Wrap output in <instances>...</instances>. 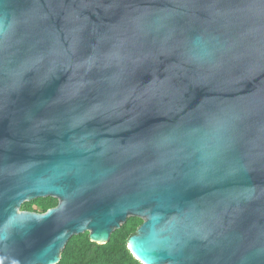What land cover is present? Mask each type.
Here are the masks:
<instances>
[{
  "label": "water",
  "instance_id": "obj_1",
  "mask_svg": "<svg viewBox=\"0 0 264 264\" xmlns=\"http://www.w3.org/2000/svg\"><path fill=\"white\" fill-rule=\"evenodd\" d=\"M131 216L142 264H264V0H0V264Z\"/></svg>",
  "mask_w": 264,
  "mask_h": 264
},
{
  "label": "trees",
  "instance_id": "obj_2",
  "mask_svg": "<svg viewBox=\"0 0 264 264\" xmlns=\"http://www.w3.org/2000/svg\"><path fill=\"white\" fill-rule=\"evenodd\" d=\"M58 205V199L46 198L25 204L23 208L28 212H37V208H40L46 213ZM137 231V221L132 220L115 231L110 242L105 245L93 243L85 234L73 236L59 264H142L128 249V241Z\"/></svg>",
  "mask_w": 264,
  "mask_h": 264
},
{
  "label": "rangeland",
  "instance_id": "obj_3",
  "mask_svg": "<svg viewBox=\"0 0 264 264\" xmlns=\"http://www.w3.org/2000/svg\"><path fill=\"white\" fill-rule=\"evenodd\" d=\"M44 199H46V198H44ZM37 200H39V199L32 200V201H30V202L24 203V204L21 206V208H19V210H20L21 212H28V211H25V209L23 208V206H24L25 204L32 203V202H35V201H37ZM34 213H37V214H45V213L42 212V210H41L40 208H37V212H34ZM132 220H136V221H137V227H138V229L141 227L142 222H144L143 217H139V216H131V217L128 218V220H127L126 223H128V222H130V221H132ZM126 223H125V224H126ZM125 224H122V226H124ZM85 235H87V236L90 237V233H89V232H86Z\"/></svg>",
  "mask_w": 264,
  "mask_h": 264
},
{
  "label": "bare ground",
  "instance_id": "obj_4",
  "mask_svg": "<svg viewBox=\"0 0 264 264\" xmlns=\"http://www.w3.org/2000/svg\"><path fill=\"white\" fill-rule=\"evenodd\" d=\"M97 240V239H96ZM106 239H104V240H97V241H99V242H103V241H105Z\"/></svg>",
  "mask_w": 264,
  "mask_h": 264
},
{
  "label": "flooded vegetation",
  "instance_id": "obj_5",
  "mask_svg": "<svg viewBox=\"0 0 264 264\" xmlns=\"http://www.w3.org/2000/svg\"><path fill=\"white\" fill-rule=\"evenodd\" d=\"M61 259H62V257H61Z\"/></svg>",
  "mask_w": 264,
  "mask_h": 264
}]
</instances>
